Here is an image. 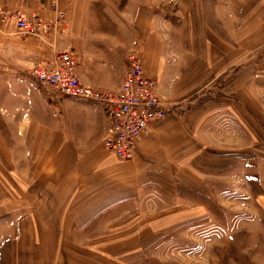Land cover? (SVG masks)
I'll use <instances>...</instances> for the list:
<instances>
[{
  "label": "crops",
  "instance_id": "0c3cea01",
  "mask_svg": "<svg viewBox=\"0 0 264 264\" xmlns=\"http://www.w3.org/2000/svg\"><path fill=\"white\" fill-rule=\"evenodd\" d=\"M52 1L67 22L53 44L78 55L81 81L119 88L127 56L120 73L119 53L100 47V36L124 0H2L0 7L50 17ZM149 1L127 2L143 10ZM243 12L230 38L210 29L203 62L179 59L176 76L165 71L171 55H162L161 38L149 27L150 45L140 58L172 107L127 160L104 148L107 117L100 106L54 100L22 75L25 66L45 61L50 46L0 20V32L13 41L4 43V150L16 154L4 174V217L12 230L4 234V264H137L169 226L198 219L201 196L215 202L212 186L247 179V171L225 176L227 164L264 163V0ZM198 51L193 44L191 57L202 58ZM201 74L203 85L190 86ZM188 85L187 95L180 94Z\"/></svg>",
  "mask_w": 264,
  "mask_h": 264
},
{
  "label": "rangeland",
  "instance_id": "374dc122",
  "mask_svg": "<svg viewBox=\"0 0 264 264\" xmlns=\"http://www.w3.org/2000/svg\"><path fill=\"white\" fill-rule=\"evenodd\" d=\"M127 1H122L114 10V19L105 21L103 29L106 34L100 36L105 41L100 47L108 51L110 46L114 52L119 53L118 62L122 73L129 51L135 49L139 56L142 55L148 43V36L152 34V30H148L151 27L161 38L162 55H171L166 57L165 71L176 76L180 60L196 61L195 65L203 62L202 55L205 52H202V49L212 36L209 34L210 29L218 32L220 37L230 38L228 34L240 27L239 15L242 11L249 10L255 0H150L148 4L152 7H144L143 10L138 4L128 5ZM142 5L146 6L145 2ZM134 15L137 18H131ZM6 21L10 20L2 22ZM110 26L114 35L109 32L112 30ZM8 41L13 42L7 40L4 33L0 32V264H4V234L12 233L11 228L6 225L8 220L4 217V174L7 175L6 168L11 166L16 156L15 152L8 154L4 150V136L7 140L9 133L4 123V43ZM157 42V46H161V43ZM193 44H196L198 54L202 58L191 57ZM166 48L171 51L168 52ZM25 59H29V56L26 55ZM145 62L148 66L151 61L148 64ZM37 65L25 66L22 75L34 80L36 85L54 100L63 96L51 86L35 80L32 75ZM205 78L204 74L199 75L195 79L196 83L190 86L200 87ZM188 87L189 85L184 87L180 94H186ZM193 91L195 90L190 94ZM173 100L179 102L181 98ZM8 141L11 149L16 151L15 139ZM225 170V176L235 177L247 171V179L232 177L231 184L227 182L228 179H223L220 185L212 186L217 192L213 195L215 202L201 196L204 208L198 212V219L189 221L186 218L182 225L169 226L163 232L160 242L149 250L150 256L141 254L137 264H264V205L260 201L258 204L257 201L261 198L264 202V163L250 161L247 164L242 163V166L239 163H231L227 164Z\"/></svg>",
  "mask_w": 264,
  "mask_h": 264
},
{
  "label": "built area",
  "instance_id": "2783aa9c",
  "mask_svg": "<svg viewBox=\"0 0 264 264\" xmlns=\"http://www.w3.org/2000/svg\"><path fill=\"white\" fill-rule=\"evenodd\" d=\"M49 9L53 15L42 17L37 12L26 15L0 8V18L10 20L20 33L37 36L50 46L45 62L34 67L32 76L63 96L100 106L107 117L104 148L119 159H129L139 139L150 132L154 122L166 116L172 105L160 95L156 79L146 72L135 49L127 54L119 88L100 89L84 84L77 72L78 55L71 49L58 50L53 44L59 32L67 27L65 13L55 1L49 3Z\"/></svg>",
  "mask_w": 264,
  "mask_h": 264
}]
</instances>
